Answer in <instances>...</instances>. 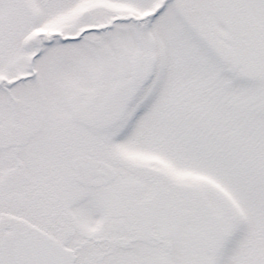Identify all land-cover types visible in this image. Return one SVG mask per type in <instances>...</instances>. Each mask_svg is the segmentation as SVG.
Wrapping results in <instances>:
<instances>
[{
    "label": "snow or ice",
    "instance_id": "1",
    "mask_svg": "<svg viewBox=\"0 0 264 264\" xmlns=\"http://www.w3.org/2000/svg\"><path fill=\"white\" fill-rule=\"evenodd\" d=\"M0 264H264V0H0Z\"/></svg>",
    "mask_w": 264,
    "mask_h": 264
}]
</instances>
